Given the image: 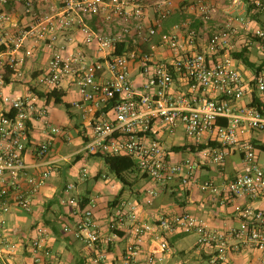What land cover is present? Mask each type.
I'll return each instance as SVG.
<instances>
[{
    "label": "built area",
    "instance_id": "obj_1",
    "mask_svg": "<svg viewBox=\"0 0 264 264\" xmlns=\"http://www.w3.org/2000/svg\"><path fill=\"white\" fill-rule=\"evenodd\" d=\"M10 1L0 0V264H15L17 250L14 242L4 245L6 216L14 207L33 211L60 161L48 159L56 138L72 140L67 127L52 121L46 95L71 85L79 95L72 105L90 135L83 151L131 157L153 185L146 189L147 205L158 194L156 186L199 185L230 203L237 219L214 227L183 212L147 221L139 202L124 199L103 224L95 197L63 195L61 204L75 219L63 230L88 248L93 264H166L171 234L197 235L198 246L212 248L209 264H226L247 250L258 251L264 264V205L255 204L264 202V26L252 27L245 15L211 26L216 10L209 0H182L196 8L200 27L188 17L170 29L165 23L176 13V0H55L47 10H36L28 0L25 12L32 21L10 31ZM255 5L264 12V0ZM238 23L250 34L245 43L258 53L254 68L233 55ZM40 44L51 56L38 73H29L27 59L35 57ZM38 125L44 138L34 146L31 164L28 153ZM159 131L181 132L193 145L215 144L175 158ZM233 152L239 153L240 165L226 175ZM205 166L219 168L223 180L200 182L197 172ZM88 177L83 167L66 192ZM48 236L45 225L36 226L29 241L33 264L54 258ZM121 242L124 250L113 255Z\"/></svg>",
    "mask_w": 264,
    "mask_h": 264
},
{
    "label": "crops",
    "instance_id": "obj_2",
    "mask_svg": "<svg viewBox=\"0 0 264 264\" xmlns=\"http://www.w3.org/2000/svg\"><path fill=\"white\" fill-rule=\"evenodd\" d=\"M25 1L16 2L11 0L7 9L10 11L13 21L9 25L8 30L15 31L21 29L30 24L33 17L32 15H26ZM34 2L35 8L47 10L50 8L55 0H31ZM213 3L216 14L210 22V25L222 24L229 17H235L238 15H245L246 17H252L255 22L252 23V27H259V23L264 12H259L256 7L249 9V5L254 3L255 0H238L239 4H235L234 0H209ZM152 3V0H149ZM177 10L176 13L169 18L165 23V28L170 29L176 23H179L183 18H191L195 20L193 25L201 26L203 23L200 19H197L196 8L189 3H185L182 0H176ZM239 33L235 37L237 43V50L242 48L247 38L250 36L247 30H244L240 23H238ZM248 35V36H247ZM3 49H6V47ZM36 55L34 58L27 59L26 68L29 73H38L40 69L44 68L51 56V52L44 45L40 44L36 46ZM22 52H18L21 55ZM256 59L258 53L255 49H251V58ZM135 79L137 82H141L142 78L135 73ZM22 87V86H21ZM74 85L68 87L61 93H64L63 99L65 102L70 103L71 107L65 111L67 117L64 122L58 120V113L61 111L60 106L62 104H56L54 100H50L49 105L51 107V119L59 126H65L69 129L72 140L70 143H64L61 138H56L55 146L51 154L48 156L50 161H57L53 166V175L47 181L46 185L41 189L35 199V205L32 212H26L18 207H14L12 213L6 216V223L4 224L5 240L8 243L14 242L17 244V250L13 254V262L15 264H33L32 253L30 252L29 241L34 235L37 225H45L49 231L47 245L51 249L54 258L52 260L47 259V264H93L90 259V251L88 248L79 244L72 233H66L63 230L65 224H73L75 222L70 209L67 206L61 204L60 198L67 193L66 187L68 183L64 179L71 176L72 182H77V175L79 169H76V163L86 153L83 151L85 143L89 139V130L81 127L78 111L73 107L72 102L79 97ZM41 126L33 131L32 142L30 151L28 153V162L34 164L36 160L33 158L32 150L34 146L39 143L43 138L41 132ZM158 129V128H157ZM159 135L163 137L165 144L171 148V151L175 158L183 157L188 151H175L174 146L185 145L189 143L184 137L183 133L179 132L176 135L162 134L159 131ZM77 149L64 155L62 153L63 146L67 145L69 149H73L74 146ZM191 144V143H190ZM77 155H82L81 158L75 161ZM94 156V155H90ZM240 165V155L237 152L231 153L225 165L224 172L226 175H233L235 169ZM45 167L39 168V170ZM197 175L200 182H204L207 179H215L217 181L223 180V173L216 166H205L198 170ZM90 178L99 182L101 179L106 178L101 171H97ZM130 180L133 181V185L126 189L123 186L120 192L115 197H109L105 200L104 194L99 192V188L94 186L93 188H84L82 183H77V188L73 191V194H79L86 196L87 198L95 197L101 198L98 201L97 216L103 224L107 223V218L113 206L118 204L121 200L131 199L137 201L142 205L141 215L144 220L152 221L158 216L167 214L174 215L183 212H190L198 217L202 218L205 222L214 227H221L224 221L237 223V219L233 213V208L230 203L223 204L220 197L212 194L210 191L202 190L200 186L196 185L191 188L180 187L178 182H174L167 187L156 186L158 194L154 199L153 204L147 205L144 200L146 198V189L152 185V183L145 179L142 173L138 170V173L130 174ZM153 186V185H152ZM118 188L117 186H114ZM128 191V195L125 197V193ZM118 199L115 205H111V202ZM98 200V199H97ZM105 200V201H104ZM256 205H264V202H255ZM15 231V232H14ZM17 231V232H16ZM14 232V233H13ZM188 234H171L168 236L169 241V254L166 264H209L208 259L212 252L210 247H201L196 245L192 250L182 249L178 251L173 250L174 241L180 237ZM125 243H118L112 248V254L119 256L124 250ZM206 262V263H204ZM226 264H261L260 254L256 250L243 251L233 258H231Z\"/></svg>",
    "mask_w": 264,
    "mask_h": 264
},
{
    "label": "rangeland",
    "instance_id": "obj_3",
    "mask_svg": "<svg viewBox=\"0 0 264 264\" xmlns=\"http://www.w3.org/2000/svg\"><path fill=\"white\" fill-rule=\"evenodd\" d=\"M248 19L252 23L255 22V20L252 17H248ZM263 26H264V14H263V16L261 18V21L259 23V27H263ZM254 58L255 57H253V59ZM240 68H243V67H241V65H240ZM242 70L247 71V69H245V68H243ZM22 89L23 88L20 85H16V87H15L16 91H22ZM60 108H61V111L58 113V115H59L58 120L61 121V122H64V121H66L65 119L68 118V117H67L64 105H61ZM77 146L78 145H76V148L74 146L73 149L72 148L69 149L67 147V145H65L62 148V153L64 155L70 154V153L74 152L77 149ZM261 156H262V160H263L264 159V153H262ZM83 167H86L88 169L89 174H90L91 177L97 171H101L104 175H106V178L101 179L99 182H96V180H94L93 178H90L88 181H86V183L83 184L84 188H93L94 186H97L99 188V190H100L99 192L104 194L103 197L105 198V200H108V198L110 196L112 198L117 196L119 194V192H120V189L123 186H125L126 189H129V186L124 185L118 179L116 174L110 169V166L106 163L104 158L101 157V156H90L89 154H85L79 161H77L75 168L80 170ZM64 180L67 181V182H72V177L69 176V177L65 178ZM114 186H117L118 188H115ZM72 193H73V191H71L69 193H65L64 196H68V195H70ZM127 195H128V191H126L125 197ZM97 199H98V201L99 200L102 201V199L100 197L97 198ZM196 243H197V235L188 234V235L180 237V238H178V239H176L174 241L173 250L174 251H178V250H182V249H187V251H190L196 245ZM79 244L82 245L83 247H85V249H86V246L81 241L79 242ZM204 263H206V262H204Z\"/></svg>",
    "mask_w": 264,
    "mask_h": 264
},
{
    "label": "trees",
    "instance_id": "obj_4",
    "mask_svg": "<svg viewBox=\"0 0 264 264\" xmlns=\"http://www.w3.org/2000/svg\"><path fill=\"white\" fill-rule=\"evenodd\" d=\"M256 7L255 1L254 3L249 5V9H252ZM260 12V11H259ZM262 12V11H261ZM233 55L240 59L246 66L248 67H255V59L251 58V44L245 43L242 45V48L238 51H235ZM48 98L51 100L53 99L56 104H62L66 107L68 110L71 105L68 102H65L63 99L64 93L58 92V91H52L51 93L46 94ZM258 104L256 99L254 98V102ZM209 144H215L214 142L211 143H200L198 145H193L190 143H187L185 145H178L174 146L173 149L175 151H192V150H200L203 148H206ZM82 155H77L75 158V161L79 160ZM94 156H101L104 158L106 163L110 166V169L116 174L118 179L124 184V185H133V181L130 180V174L132 173H138V168L134 162V160L129 156H116V155H94ZM86 199H88L86 196H84ZM118 201V199L111 202V205H115V203Z\"/></svg>",
    "mask_w": 264,
    "mask_h": 264
}]
</instances>
